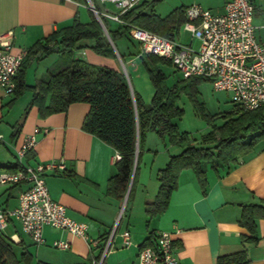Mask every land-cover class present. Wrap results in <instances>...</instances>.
Segmentation results:
<instances>
[{
    "label": "crops",
    "instance_id": "1",
    "mask_svg": "<svg viewBox=\"0 0 264 264\" xmlns=\"http://www.w3.org/2000/svg\"><path fill=\"white\" fill-rule=\"evenodd\" d=\"M76 19L82 24L92 20L91 13H82L76 0L72 3L63 0H0V35L13 33L11 44L15 55L26 54L38 42H44L55 32L70 27ZM83 44L93 46L92 42ZM77 53L81 60L90 64L120 71L117 63L122 59L116 53V59L99 56L89 48L77 50L74 58ZM59 55L53 52L38 59L39 55L32 61L25 73L26 85L33 87L37 80H47L49 73L61 61ZM44 59L46 65L39 75L40 64L35 63ZM35 67L36 73L32 75ZM27 93L31 96L23 100ZM31 100V91L16 98L15 94L6 96L0 86V172L16 171L21 165L62 164L64 169L48 172L45 176L50 196L66 208L70 218L88 225L87 240L45 227L43 236L46 245L39 246V249L51 247L56 240L68 241L71 247L68 251L58 250L65 254L54 259L43 255L38 249V262L90 264L101 257L103 264H137L141 245L149 238L155 244L161 232L173 236L178 264H217L219 257L244 249L240 238L246 231L238 225L242 206L264 207V146H256L251 153L238 158L234 165L219 171L209 169L205 193L195 174L190 170L183 171L167 209L150 218L145 208L151 198L155 199L149 195V190L155 192V197L158 194L160 184L157 173L167 167L171 157L182 152L175 145H167V139L163 140L165 144L160 145L148 133L140 150L138 183L131 208V217L135 208L142 211L140 219H144L145 225L136 223L137 227L132 230V218H129L124 225L117 226L113 236L111 229L118 223L123 201L108 195L107 186L116 173L118 154L96 136L83 130L90 105L75 103L65 112L47 118H41L37 109L31 108L23 122ZM36 130H39L35 135L36 145L20 165L17 151L25 138L35 134ZM66 173L71 176L68 177ZM22 189L20 186L0 187V210L15 208ZM124 230L130 232L133 242L130 248H123L120 234ZM1 234L12 246L20 247L22 253H30L19 223L12 222ZM12 236L13 240L10 239ZM256 236V243L246 246L248 259L251 264H264V219L256 223ZM110 241V249L105 255L106 245ZM30 242L35 245L31 239ZM14 253L20 258L15 250Z\"/></svg>",
    "mask_w": 264,
    "mask_h": 264
},
{
    "label": "trees",
    "instance_id": "2",
    "mask_svg": "<svg viewBox=\"0 0 264 264\" xmlns=\"http://www.w3.org/2000/svg\"><path fill=\"white\" fill-rule=\"evenodd\" d=\"M160 1L144 0L139 6L121 16L123 25H119L116 31H110L102 19L113 44L117 38L129 37L132 27L145 29L167 39L179 38L180 28L186 23V8H179L168 17L160 18L154 12ZM85 42H92L93 46L87 47L83 44ZM51 44L54 46L51 47ZM87 48L99 56L117 58L94 15L90 23L82 24L76 19L70 27L55 32L44 42H38L27 51L16 77L17 87L14 93L18 98L27 91L32 92V100L23 122L31 108H36L41 118H47L65 112L72 104L88 103L90 111L82 128L117 152L119 160L115 164L116 173L109 179L107 191L108 195L120 201H123L127 193L137 163L134 184L136 182L140 150L148 133L153 132L162 140L168 138L170 144L179 146L182 153L171 157L167 167L157 173L160 184L158 194L154 202L147 204L145 208L150 218L167 209L172 193L179 186L183 171H192L205 193L209 169L219 171L236 164L238 158L251 153L256 144L264 138V106L254 111H245L235 105L234 112L226 117V123L222 127H214L212 132L204 137L202 146H195L187 135L179 134L173 123L182 115L176 101L180 92H187L195 99L199 83L209 80L192 77L169 88L165 85L166 78L163 73L154 67L158 63H170L152 55L139 53L137 57L143 61L155 91L151 103L146 105L136 92L132 95L130 85L121 71L74 58V52ZM53 52L59 53L64 63L58 64L49 73L47 80H37L33 87L26 85L25 73L32 61L39 55L41 56L38 59H41L42 56ZM120 57L124 62L123 56ZM195 104L197 110H200L201 107L196 101ZM65 175L71 176L68 173ZM133 198L130 200L133 201ZM260 219H264L263 206H242L238 225L246 231L240 238L244 249L219 257L217 264H251L246 246L256 243V223ZM147 247H155L151 238L141 245L140 250ZM32 257L25 251L17 258L12 244L0 233V264H32ZM100 260L101 257L93 261L99 263ZM93 261L90 264H94ZM36 264L48 263L40 261Z\"/></svg>",
    "mask_w": 264,
    "mask_h": 264
},
{
    "label": "built area",
    "instance_id": "3",
    "mask_svg": "<svg viewBox=\"0 0 264 264\" xmlns=\"http://www.w3.org/2000/svg\"><path fill=\"white\" fill-rule=\"evenodd\" d=\"M72 3L75 0H63ZM86 8L92 11L97 20L103 17L123 25L121 16L139 6L144 0H98L103 5L113 4L118 14L100 13L93 0H85ZM222 14H214L199 4L186 8L185 30L193 40L199 42L198 48L192 44L182 45L178 38L167 39L142 28L132 27L129 37L139 44V53L152 55L170 63L184 80L203 77L212 83L217 92H226L231 101L245 111H254L264 106V37H257V31L264 34V25L256 26L254 18L256 7L251 0H225ZM13 33L0 35V86L6 96L15 93L16 77L25 54L12 53ZM76 59L81 56L76 54ZM47 132V130L45 131ZM35 134L25 138L17 151L20 163L36 145ZM2 140V136H0ZM117 161L119 156H117ZM62 170V164L50 163L21 167L16 171L0 172V187L20 186L17 206L13 209L0 210V233L12 222L19 223L21 230L38 246L46 245L43 236L45 227L68 232L87 240L88 225L70 218L66 208L52 200L45 176L48 172ZM117 229L114 231L115 235ZM120 237L123 248L133 246L131 235L124 230ZM14 236L10 239L13 240ZM95 242H93L94 244ZM111 241L106 245L110 249ZM52 248L68 251L70 242L56 240ZM103 264V260L99 263ZM137 264H178L175 240L170 233L161 232L155 247L139 251Z\"/></svg>",
    "mask_w": 264,
    "mask_h": 264
},
{
    "label": "rangeland",
    "instance_id": "4",
    "mask_svg": "<svg viewBox=\"0 0 264 264\" xmlns=\"http://www.w3.org/2000/svg\"><path fill=\"white\" fill-rule=\"evenodd\" d=\"M76 1L81 6L82 13L88 14L89 12H91L94 15L92 11H89L86 8L88 3L85 0H76ZM93 2L96 9L100 13L109 12L110 14L113 15L118 14V10L115 8L113 4L103 5L98 0H93ZM251 2L256 7L254 24L256 26L264 25V0H251ZM191 3L199 4L204 9L210 10L214 14H222L224 11L223 9L225 8L226 1L225 0H161L155 6L154 12L160 18H166L175 10L185 7ZM103 20L110 31H116L119 28L118 23L104 17ZM261 36L264 37L263 32L257 31V37H261ZM107 39L109 44L111 45L110 42H112V40L110 39V37L109 38L107 37ZM178 39L182 45L192 44L194 48H198L199 46V42L197 40L192 39L191 33L185 30L184 25L180 28V37ZM114 47L116 48L117 54L119 56H123L124 58V62L118 61L117 68L124 74L133 92H136L141 97L144 104L149 105L153 99L155 91L149 73L147 72L143 64V61L139 57H137V55L139 54L138 42L130 37H121L115 40ZM65 58H66L65 61L68 60L67 57ZM45 60L46 59L40 61V63L37 62L35 63L36 65L40 64V69L38 71L39 75L40 72L43 70L42 68L44 67V65H46ZM63 63H64L63 61H60L59 65H62ZM36 68L37 67L32 69L33 70L31 71L32 75L36 73ZM154 68L160 70L163 73V75L166 78L165 85L169 88H173L176 84L180 83L181 81H184L182 76L175 70V68L171 64L158 63L157 65H155ZM29 96H31V94L27 93L25 95V99L23 100H26V98H29ZM195 101L201 107L200 110L199 108L197 110ZM176 105L180 110H182V115L181 118L176 119L175 121H173V123L176 125L179 134L187 135L190 138V141L193 142V144L197 147L202 146V141L204 137L207 136L210 132H212L214 127H218V128L222 127L227 121L226 117L231 113H233L235 110V104L231 101V96L226 92L215 91L210 81H202L199 83L197 87V94L195 99L190 97V95L187 92H180L178 99L176 101ZM149 136H153L155 140H158V142H160L159 143L160 145L165 144L157 134L149 133ZM166 139H167V145H169L170 144L169 139L168 138ZM260 145L264 146V138L256 144V146H260ZM177 147L180 148L179 146ZM180 151L182 152V149ZM136 168H137V163H136ZM137 183H138V178H136L135 184L133 181L128 198L126 193L123 199L122 205L120 206L118 223L116 226L114 225L113 228L111 229L113 233L117 229V226L119 224L120 226L124 225L129 218H132L131 220L132 230L137 227V224L145 225L144 219L143 220L140 219V217L142 216L141 215L142 211L140 209L135 208L133 211L134 216L131 217V208L134 201L130 199L133 198V196L135 195ZM154 193L155 192H152L151 189L149 190V195H151V197L156 198ZM154 200L155 199L151 198L148 203H153ZM22 237L25 238L26 243L29 244L28 248L30 250L31 255L33 256L32 261L34 264H36L39 260L38 257L39 246L36 243H34L35 245H33V243L30 242L31 238L27 236L25 233H23ZM13 247L15 252L20 257V254L22 253V249L17 246H13ZM39 250H41L43 255H46L50 259L58 258L65 254L56 249H53L52 247H46V248L43 247L40 248ZM20 264H26V263L21 262Z\"/></svg>",
    "mask_w": 264,
    "mask_h": 264
},
{
    "label": "water",
    "instance_id": "5",
    "mask_svg": "<svg viewBox=\"0 0 264 264\" xmlns=\"http://www.w3.org/2000/svg\"><path fill=\"white\" fill-rule=\"evenodd\" d=\"M98 22H99V24L101 25V27H102L103 31L105 32L106 36L109 38V35H108V33H107L105 27L103 26V23H102L100 20H98ZM110 43H111V45H112L113 50H114L115 53L117 54V51H116V48L114 47V44H113L112 42H110ZM117 55H118V54H117ZM118 57H119V56H118ZM119 59H120V58H119ZM120 60H121V59H120ZM121 62H122V60H121ZM130 88H131V87H130ZM131 92H132V95L134 96V92H133L132 89H131ZM137 153H138V151H137ZM135 172H136V166H135L134 169H133V173H132V177H131V181H130L129 189H128V192H127V198H128V195H129V193H130V191H131L132 183H133V181H134V177H135Z\"/></svg>",
    "mask_w": 264,
    "mask_h": 264
}]
</instances>
